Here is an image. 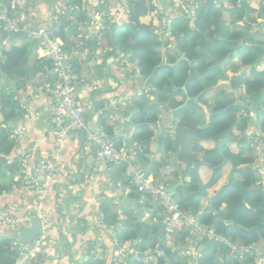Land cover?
<instances>
[{
	"label": "trees",
	"instance_id": "obj_1",
	"mask_svg": "<svg viewBox=\"0 0 264 264\" xmlns=\"http://www.w3.org/2000/svg\"><path fill=\"white\" fill-rule=\"evenodd\" d=\"M67 1L77 20L71 23L67 17L62 18L57 29L55 28L54 35L61 39L62 48L68 52L74 45L73 38L78 33V27L83 22H87L88 25L91 23L97 7H95L96 2L91 3L90 0ZM214 2L207 0L194 10L192 26L191 17L186 14L175 15V12H167L159 5L163 11L160 13L153 0H125L128 9L127 21L119 25L107 24L101 42L110 54L117 52V55H129L132 59H138L137 73L140 78L148 79L147 85L152 95L154 93L152 88L158 89L159 101L166 104L174 117L180 119L181 127L194 126L193 115L200 109L198 104H203L207 105L210 117L208 126L199 131L201 137L211 140L224 132H227V135L236 133L234 139L239 144L236 152L231 151V141L223 143L219 151L205 150L199 145L195 147L197 152H203L206 165L211 170V177L208 183L204 184V193L208 194L212 191L211 206L202 212L200 218L203 223L212 225L217 233L238 246L246 247L251 243L264 246V193L255 186L257 174L253 164L258 153L261 152L256 149L253 138L260 134L258 136L264 139V9L258 11L250 3L245 1L240 3L238 0ZM162 18L170 23V30L166 29L169 36L166 35L164 39L155 32V26ZM171 38L174 40L173 47ZM7 40L10 41L9 47L0 44V78L13 80L16 90L25 88L30 75L38 72L48 73L51 70L52 63L48 58H33L35 49L31 41ZM89 45L97 47V40L92 38ZM233 52L238 54V66L242 72L239 82L230 80V85L235 86L238 83L243 85L244 94L240 95L239 99L225 93L224 85L219 80L220 74L223 76L221 71L218 76L212 74V69L216 68L215 63L231 60L233 56L230 54ZM179 56H183V59L177 61ZM120 59L121 57L118 58ZM74 67L78 70V64ZM33 83L42 84L38 80ZM7 89L9 92L0 88V116L4 118L0 123V181L20 169L18 160L10 158L17 142L10 139L9 135L11 130L16 128L7 125V122L13 123L18 116L19 102L13 99V91ZM182 93L190 99L197 98V100L189 101L186 107L179 108L183 101L175 97ZM106 105L103 100L96 103V110L102 113L98 117V123L111 137L114 134L115 120H110L111 110ZM158 105L153 99L142 95L130 106L129 115L132 122L137 125L131 137L139 147L137 156L141 160H146L144 153L148 151L154 136V125L159 113ZM241 109L245 110L248 116L237 115ZM255 123L259 125L260 133L251 131L254 130L252 126ZM247 130L251 133L248 134ZM247 136L250 137L249 140L246 139ZM114 142L116 147H122L120 140ZM160 146L170 150L173 144L168 136H164L160 139ZM154 167L159 165L156 163ZM228 167L231 168V173L239 175L241 182H227L218 189ZM14 183L15 181L7 185L0 184V194L8 191ZM194 184L195 181L188 183V190L194 191L196 187ZM130 186L131 190H136L131 184ZM223 204L225 208L221 209ZM179 205L192 213L198 211V203L193 199H189L187 204L179 203ZM146 206L149 208L147 210L149 219L136 224L134 219L127 218L118 231L120 240L129 242L138 252L137 257L128 264H183L177 252L171 251L167 246L162 248L160 255L155 251L159 240L155 236L156 227L153 225V219L158 220L159 216L150 203ZM28 212L32 213L33 208ZM102 213L106 222H116L115 214L109 213L106 209ZM14 216L20 217V214ZM224 222L230 224L225 225ZM21 226L0 227V264L13 263L15 252L11 246L16 239L17 229ZM41 235H45V229ZM185 237L186 234L183 232L176 234V242L184 243ZM44 240L45 237L42 242L46 251ZM218 243L208 241L203 243L195 264L251 263L250 252H244L243 257L239 259L231 255L226 246ZM43 261L44 258L40 256L39 264H43ZM83 264L105 263L101 258L90 257Z\"/></svg>",
	"mask_w": 264,
	"mask_h": 264
},
{
	"label": "crops",
	"instance_id": "obj_2",
	"mask_svg": "<svg viewBox=\"0 0 264 264\" xmlns=\"http://www.w3.org/2000/svg\"><path fill=\"white\" fill-rule=\"evenodd\" d=\"M90 2H96L95 7H97L98 11L100 0H90ZM108 2L116 22L121 24L127 21L124 13L125 8H127L124 3L125 0H107V3ZM203 2L206 3V0ZM248 3L256 7L258 11L262 8L264 9V0H249ZM172 11L175 12V15L178 14L173 9ZM28 13L30 14L33 28L53 26L54 16H57V18H55L57 22L54 24L56 29L62 18L67 17L71 23H75L77 20L67 0H51V2L45 0H32L28 8ZM94 15L91 22L94 19ZM191 18L190 24L193 26L194 20L193 17ZM86 25H88L87 22H83L78 27V33L73 38L74 45L71 50L75 48L80 39V34L85 31ZM159 27L160 23L155 26V28ZM25 39H28L34 45V59L45 57L44 51L35 41L29 38ZM9 42L10 41L7 40L2 43L5 47H9ZM171 43L173 47L174 40H172ZM94 47L96 46H89L86 52L80 57L81 59L79 58L73 61V66L78 64V70H76L78 75L86 80V83L77 85L75 90L76 94L85 105L87 123L93 128L97 125L98 117L102 113L96 110V103L103 100L104 103L108 105H106V107L111 110L109 113L111 119H109L112 121L115 120L114 128L116 129V133L113 134V136L119 132H123V128L129 129V135L132 136V132L135 131L134 129L137 125L132 122V119L129 125V120L131 118L129 115L131 113L130 106L137 98L136 92L148 86L147 81L140 78V75L137 73L138 68L133 70L131 67L120 65L118 58L121 57L122 59L125 55H117V52L112 54L108 53V50L103 46L101 40L97 42V47ZM163 51L164 49H162V52ZM231 55L233 56L231 60L228 61L227 59V61H223L221 66L215 65L216 68L212 69V74L218 76L220 71L225 72L228 76H237L238 80L236 81L239 82L242 69H239L238 66V54L233 52ZM130 61L132 64L137 65L138 59L131 58ZM56 79V75L53 74L51 70L48 73L38 72L35 75H30V80L23 90H16L13 80L0 78V88L5 92L7 88L12 90L13 96L17 95L19 101L22 104H26L29 108L30 114H33L32 117H35L29 121L24 118L23 111L19 110L18 116L13 123H11L16 129L25 127L24 133L17 141L10 156L11 159H18L23 154H28L25 159V170H31V167L38 158L53 154L56 133V128L49 114L43 113L39 116L35 115L36 111L41 109L44 104L49 103L51 99L45 93H43L40 98H32L27 90V86L36 84L33 82L38 80L48 87L52 86ZM219 80L220 83L224 85L225 93L233 95L235 99H239V96L244 94V87L242 84L238 83L235 86H231L230 80ZM87 85H93L96 88L93 91H89ZM206 85H209V83H206ZM152 96L149 97V99H153ZM170 97H172V95H170ZM175 98L183 101L179 108L186 107L189 101L194 102L197 100V98L190 99L185 93L177 95ZM113 100L114 102H112ZM238 102L241 103L240 100H238ZM158 104L159 114L158 120L154 125V136L148 151L144 153L146 160L139 159V161L144 170L150 174L153 179L162 181L167 186H172L176 184L179 176L171 174L174 170V166L170 165V159L165 155V152L168 150L165 151V149L160 146V139L170 134L168 126L172 123L171 121L173 120L175 124L179 125L180 119L174 117L172 111L168 110L166 107V104ZM198 106L200 109L193 115L196 125L194 123L192 128H199V135L200 129H203L202 126L208 124L210 113L207 105L198 104ZM254 118L255 115L253 116V119ZM128 125L130 126L129 128H127ZM131 128L133 129L130 130ZM252 129L254 130L251 131L260 133L259 125L256 123L253 124ZM247 131L248 134L251 133L249 130ZM235 134L236 133L232 135L231 133L227 135L225 139L222 137L218 142L209 139L205 140V138L196 140L186 135L187 151L194 154L203 164L198 169V180L191 174L184 179L183 184L176 188L173 197L177 202L180 201L178 203L187 204L189 199L194 198L193 200L198 203V212H203L210 207V195L212 191H209L208 194L203 192L204 195L199 194L198 191L199 183L202 184L204 191V184L209 181L211 170L206 165L203 152H197L195 147L199 145L205 150L214 149L215 151H219L221 148L220 146L227 140V142L231 141V151L236 152L239 144L234 139ZM258 135L260 134H257V136ZM154 138H157V141L154 140ZM246 139L249 140L250 137L247 136ZM114 140H120L122 142V147L124 146V137H118ZM83 145V135L72 133L64 142L63 152L59 156L60 161L64 162L73 170L74 177L71 180L59 179L57 183L51 186L45 200V209L50 217V223L47 225V228H45L44 246L46 248V253H52V256L44 258L43 264H83L90 257L101 258L105 264H109L110 257L114 252L110 233L100 227H88L87 223L95 222L99 214H103L102 211L106 209L109 213L118 216L119 220L116 222V227L119 231L127 218L134 219V222L136 221L137 217L132 208V205H134L133 200H136L139 207H143L138 203V192H136V190H131V186L128 180H126L127 178L123 172H121L122 166L109 167L107 165L96 168L94 164L95 148H92L90 152H86L83 149ZM135 145L136 143L134 142V146ZM259 150H261V152L258 153L257 158L261 163H264V139L259 145ZM156 163L159 167L155 168L154 165ZM19 168L18 172L1 180L0 184L7 185L15 181L22 172L20 165ZM230 169L231 168L228 167L218 189L227 182H241L239 175L231 173ZM194 181V185L196 186L194 191L188 190L187 184ZM13 186H11L8 191L0 194V208H6L12 213L16 215L20 214L21 216L32 210L33 201L32 198L22 197L19 190L13 188ZM224 208L225 205L223 204L221 209ZM143 220L145 221L144 218ZM258 245L263 247L262 244Z\"/></svg>",
	"mask_w": 264,
	"mask_h": 264
},
{
	"label": "built area",
	"instance_id": "obj_3",
	"mask_svg": "<svg viewBox=\"0 0 264 264\" xmlns=\"http://www.w3.org/2000/svg\"><path fill=\"white\" fill-rule=\"evenodd\" d=\"M45 1L51 2V0ZM173 1H175V5L179 10H184L185 14L190 17L193 16L194 10L203 3V0ZM238 1L249 2V0ZM31 2L32 0H0V26L9 35L24 32L26 38L35 41L44 51V56L52 63L51 72L57 77L54 84L48 87L44 84H31L27 86V90L32 98H40L45 93L51 99L49 103L44 104L41 109L37 110L35 115L49 114L56 128L54 150L52 155L38 158L31 170L24 169L26 167L25 159L28 154H23L17 159L22 172L15 180V183H17L14 184L13 188H17L22 197L32 198L33 212L15 217L10 210L0 208V227L26 225L31 218L36 217L40 220L43 230L47 228L50 219L44 204L51 186L61 178L71 180L74 177L73 170L59 159L64 149V142L72 133L82 134L84 137V151L90 152L92 148H95L94 164L96 168L107 165L109 167L122 166L124 175L139 193L138 203L144 207L146 203L150 202L153 208L156 209L159 216L158 222L164 224L165 246L169 247L171 251H176L177 256L183 260V264H195L200 255L199 248L206 241L221 243L229 249L231 255L239 259L243 257L244 252H250L252 261L249 264H264V246L261 247L255 243H251L246 247L238 246L217 233L212 225L201 221L200 215L202 212L192 213L190 210L180 207L173 195L166 191L167 185L162 181L153 179L144 170L137 156V151L116 147L114 140L101 129L99 123L94 128L88 125L85 117V105L75 90L77 85L86 83V80L78 75L73 66V61L79 59L86 52L92 38H95L97 42L102 40L107 24L115 23L117 25L109 2L100 0V7L95 13L93 21L86 25L85 31L79 36L78 43L70 52L62 48L61 39L54 35V24L57 22L55 20L57 16H54L53 26L32 27L30 14L28 13ZM153 3L159 7L157 0H153ZM124 13L125 18L128 19L127 8H125ZM160 22L163 25L167 24L165 18H162ZM130 59V56L126 55L119 60V63L136 70L137 65L132 64ZM87 88L89 91H93L96 87L87 85ZM6 92H9V90L7 89ZM142 95L147 98L152 96L149 86L136 92V96ZM13 99L19 102V109L23 111L24 118L29 121L35 118L32 117L33 114H30L26 104H22L19 101L17 95H14ZM238 114L244 117L248 116V113L243 109ZM115 130L114 134L116 133ZM24 131L25 127L11 130L9 138L17 142ZM262 141L263 138L261 136H254L253 143L257 150H259V145ZM253 164L257 174L255 186L264 193V163H261L257 158ZM144 219H149L148 212H145ZM115 220L116 222L119 220L118 216ZM116 222H106L104 214L100 213L98 219L95 222H88L87 226L100 227L110 233L114 247V252L110 257V264H128L130 260L137 257L138 252L129 242L120 240ZM224 224L229 225L230 223L224 222ZM181 232L186 234L182 244L176 242L175 239L176 234ZM43 237V235L37 236L32 240L31 245L14 240L12 250L15 252V257L12 264H39L38 258L40 256L42 258L51 257L52 253L47 254L43 247ZM161 250L158 245L155 251L160 255L162 253Z\"/></svg>",
	"mask_w": 264,
	"mask_h": 264
},
{
	"label": "water",
	"instance_id": "obj_4",
	"mask_svg": "<svg viewBox=\"0 0 264 264\" xmlns=\"http://www.w3.org/2000/svg\"><path fill=\"white\" fill-rule=\"evenodd\" d=\"M158 4L162 9H164L167 12H172V6L170 0H157ZM190 17V16H188ZM170 30V23L167 24V31ZM26 38V34L24 32H18L13 35H9L7 31H5L0 26V44L7 40V39H17V40H23ZM206 43H209L206 41ZM36 45V43H35ZM231 55V54H230ZM230 57V56H228ZM183 59V56H179L177 61H180ZM223 61H217L215 65L221 66ZM225 76H228L225 74ZM230 80H238L237 76H233ZM154 90L153 100L154 102L160 103L161 105H164L163 102L159 101L158 94L159 91L157 88H152ZM4 121L3 116H0V123ZM131 122V118L129 120V125ZM172 123L168 126L169 135L168 137L172 141V148L165 152V155L170 159V165L174 166V170L171 172L176 173L175 176H179L178 181L176 184L172 186H166V191L170 194H174L175 190L178 186L183 184L184 179L189 175H194V177L198 180V169L203 164L202 161L198 160L196 156L190 152L187 151V140L186 135L191 136L192 138L196 140H202L204 138L200 137L198 135L199 128H185L181 127L178 124H175L174 121H171ZM8 126H11V122H7ZM127 126L129 128L130 126ZM208 125L202 126V128H206ZM134 128V127H133ZM131 128L130 130H132ZM228 133L224 132L222 134H219L215 137H213L211 140L214 142H218L222 137H225ZM118 137L122 138L124 137V148L126 150H134L138 151L139 147L137 145L134 146V142L132 137L129 135V129L123 128V132H119L118 134L111 137V139H117ZM154 140L157 141V138H154ZM206 140V138H205ZM179 174V175H178ZM174 175V174H172ZM199 194L204 195L203 186L199 183ZM134 205H132L133 210L135 211L136 215V224L142 223L144 220V214L147 212L148 208L146 206L139 207L137 205L136 200H133ZM211 206V204H210ZM153 225L156 227V233L155 236L159 240V247L160 249L164 248L166 244V237L164 235V224L158 221H153ZM43 234V227L40 222V220L36 217L31 218L29 224L23 225L17 229L16 239L17 241H22L23 243L30 245L32 240L36 238L37 236ZM138 240V237L134 242L136 243ZM203 245L200 246L199 249H202Z\"/></svg>",
	"mask_w": 264,
	"mask_h": 264
},
{
	"label": "rangeland",
	"instance_id": "obj_5",
	"mask_svg": "<svg viewBox=\"0 0 264 264\" xmlns=\"http://www.w3.org/2000/svg\"><path fill=\"white\" fill-rule=\"evenodd\" d=\"M203 1H205V0H203ZM209 1L215 3V2H214L215 0H209ZM206 2H207V0H206ZM171 3L173 4V5H172V8H173L174 11H176V12H177L178 14H180V15H181V14H182V15L185 14V11H184V10H181V9H180V10H181V11H180L179 8L175 5V1L171 0ZM203 3H204V2H203ZM203 3H202V4H203ZM255 6H256V5H255ZM158 9H159V12H160V13L163 12V11H161L160 7H158ZM187 16H188V15H187ZM159 23H160V27H159V28H155V30H156L155 32H157V33L162 37V39H164V37H165L166 35L169 36V35H168L169 32L166 31V29H167V28H166V25H167L168 23H167L166 25L161 24V22H159ZM112 24H115V23H112ZM117 25H119V23H117ZM252 25H253V24H252ZM253 27H254V26H253ZM254 28H255V27H254ZM171 39H172V38H171ZM171 39H170V40H171ZM26 40H28V39H26ZM172 40H173V39H172ZM225 74H226L225 72H222V75H223V76H221V74H220L219 79L230 80V79L232 78V76H229V77H228V76H225ZM226 75H227V74H226ZM227 78H228V79H227ZM152 98H153V96H152ZM226 137H227V136H225L223 139H225ZM226 142H227V140H226L224 143H226ZM220 147H221V146H220ZM146 220H147V219H146ZM153 220L156 221L157 219H153ZM153 220H152V221H153ZM157 221H158V220H157ZM158 245H159V244H158ZM158 245H157V246H158ZM12 246H13V243H12ZM12 246H11V249H12ZM155 250H156V249H155Z\"/></svg>",
	"mask_w": 264,
	"mask_h": 264
},
{
	"label": "bare ground",
	"instance_id": "obj_6",
	"mask_svg": "<svg viewBox=\"0 0 264 264\" xmlns=\"http://www.w3.org/2000/svg\"><path fill=\"white\" fill-rule=\"evenodd\" d=\"M138 2V1H137ZM131 3V2H130ZM139 8V7H138ZM144 8V7H143ZM140 9V8H139ZM138 9V10H139ZM84 11V10H83ZM142 11V10H141ZM82 12V11H81ZM195 12V11H194ZM57 13V12H56ZM82 14V13H81ZM141 14V13H140ZM112 25V24H111ZM61 28V27H60ZM61 31H62V29H61ZM70 32V31H69ZM61 33V32H60ZM59 35V34H58ZM107 35V34H106ZM205 35V34H204ZM60 37H62L61 35H60ZM200 39V38H199ZM202 39V38H201ZM121 43V42H120ZM123 43V42H122ZM124 44V43H123ZM123 47V46H122ZM161 47V46H160ZM20 50V49H19ZM103 52V51H102ZM168 53V52H167ZM132 55V54H131ZM230 56V55H229ZM103 58V57H102ZM166 59V58H165ZM102 60V59H101ZM92 61V60H91ZM142 61V60H141ZM192 61V60H191ZM141 63V62H140ZM193 63V62H192ZM140 65V64H139ZM48 67V66H47ZM162 68V67H161ZM171 71V70H170ZM174 72V71H173ZM160 75V74H159ZM155 79V78H154ZM148 80V79H147ZM146 80V81H147ZM175 82V81H174ZM177 84V83H176ZM15 86V85H14ZM187 88V87H186ZM178 89V88H177ZM171 93V92H170ZM163 96V95H162ZM138 97V96H137ZM240 97V96H239ZM162 98V97H161ZM9 100V99H8ZM160 100V99H159ZM171 100V99H170ZM145 103V102H144ZM191 103V102H190ZM127 108H129V107H127ZM195 111V110H194ZM159 114V113H158ZM200 115V114H199ZM210 117V116H209ZM190 119V118H189ZM144 126V125H143ZM142 126V127H143ZM175 173V172H174ZM174 173H172V174H174ZM231 176H232V174H231ZM127 180V179H126ZM211 181V180H210ZM208 183V182H207ZM205 187V186H204ZM137 194V193H136ZM192 196V195H191ZM194 199V198H193ZM178 200V199H177ZM178 202H180V201H178ZM126 211V210H125ZM123 214V213H122ZM206 214V213H205ZM154 216V215H153ZM203 219V218H202ZM205 223V222H204ZM151 226V225H150ZM216 229H217V227H216ZM147 230V229H146ZM217 232V231H216ZM154 244V243H153ZM219 244V243H218ZM221 244V243H220ZM8 249V248H7ZM104 249V248H103ZM173 255V254H172ZM237 260V259H236ZM240 263V262H239Z\"/></svg>",
	"mask_w": 264,
	"mask_h": 264
}]
</instances>
